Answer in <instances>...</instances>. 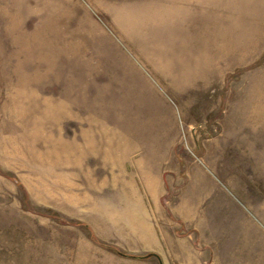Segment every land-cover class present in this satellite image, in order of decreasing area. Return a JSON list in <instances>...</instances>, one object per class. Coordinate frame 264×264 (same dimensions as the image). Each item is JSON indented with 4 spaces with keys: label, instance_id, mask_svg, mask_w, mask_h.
Returning a JSON list of instances; mask_svg holds the SVG:
<instances>
[{
    "label": "rangeland",
    "instance_id": "rangeland-1",
    "mask_svg": "<svg viewBox=\"0 0 264 264\" xmlns=\"http://www.w3.org/2000/svg\"><path fill=\"white\" fill-rule=\"evenodd\" d=\"M0 264H264V0H0Z\"/></svg>",
    "mask_w": 264,
    "mask_h": 264
},
{
    "label": "trees",
    "instance_id": "trees-1",
    "mask_svg": "<svg viewBox=\"0 0 264 264\" xmlns=\"http://www.w3.org/2000/svg\"><path fill=\"white\" fill-rule=\"evenodd\" d=\"M136 257H138V256H136Z\"/></svg>",
    "mask_w": 264,
    "mask_h": 264
}]
</instances>
